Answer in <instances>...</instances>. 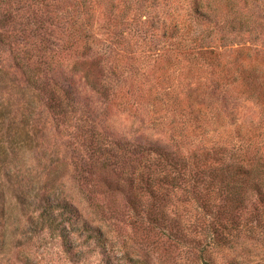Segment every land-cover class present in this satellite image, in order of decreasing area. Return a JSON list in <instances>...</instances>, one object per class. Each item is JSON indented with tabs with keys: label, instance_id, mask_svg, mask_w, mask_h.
Returning a JSON list of instances; mask_svg holds the SVG:
<instances>
[{
	"label": "rangeland",
	"instance_id": "obj_1",
	"mask_svg": "<svg viewBox=\"0 0 264 264\" xmlns=\"http://www.w3.org/2000/svg\"><path fill=\"white\" fill-rule=\"evenodd\" d=\"M246 55L252 70L233 83ZM5 109L0 264L105 262L100 248L83 244L76 259L58 232L28 224L48 202L63 200L79 227L94 229L102 211H122L116 247L140 257L147 212L125 182L138 145L170 153L244 146L264 157V0H0ZM170 194L156 230L165 241L172 225L166 244L177 243L172 252L184 264L172 220L188 229L201 213L182 192ZM206 220L200 216L187 237H204ZM228 246L214 250L219 263L264 264L263 238Z\"/></svg>",
	"mask_w": 264,
	"mask_h": 264
},
{
	"label": "trees",
	"instance_id": "obj_2",
	"mask_svg": "<svg viewBox=\"0 0 264 264\" xmlns=\"http://www.w3.org/2000/svg\"><path fill=\"white\" fill-rule=\"evenodd\" d=\"M246 50L248 49L236 50L237 55L247 53ZM244 58L246 66L242 63L243 60L234 65L236 69L235 79H231L233 83L252 70L249 67V55ZM6 114L8 115V110L0 111V117ZM242 148L244 150L234 151V147L227 145L209 144L186 153L182 150L170 153L158 147L144 148L138 145L133 150L125 182L130 189L135 190L138 211L147 212L146 221H140L141 238L136 242L147 253L144 252L140 257H128L116 247L115 240L118 237H114V233L116 236L121 234L122 227L118 219L125 216L122 211H102V223L90 229L84 223L79 227V218L64 203L65 200L48 202L35 218L29 219L28 224L33 226L38 223L40 227L47 226L49 231L58 232L62 244L65 248L68 246L66 250L72 252L76 259L83 256L81 246L88 244L102 250L106 256L103 264H153L148 259L149 254L154 256L151 258L154 264H176L179 255L174 257L172 250L177 243L166 244L171 242L168 239L172 225L167 221V241L162 239L156 228L165 221L166 202L172 197L170 193L180 191L187 198V202L189 200L201 213L195 215L196 220L188 229L172 220L176 225L175 233L181 234L179 240L184 239V244L181 245L184 247V262L222 264L216 261L217 253H213L214 250H219L218 254L225 253L230 247L228 245L239 237L264 239V157L253 147L254 151L251 147ZM250 153L252 154L249 156ZM180 202L186 204V199ZM152 208L156 209V213H152ZM131 212L137 218L141 214L134 213L132 209ZM200 216L207 219L206 235L197 240L194 235L193 239L188 238L187 233L199 228L197 222ZM144 223L146 227H143ZM81 239L83 241L79 244L77 240ZM140 250L142 251L141 248ZM160 251L165 255L163 260L159 258Z\"/></svg>",
	"mask_w": 264,
	"mask_h": 264
}]
</instances>
